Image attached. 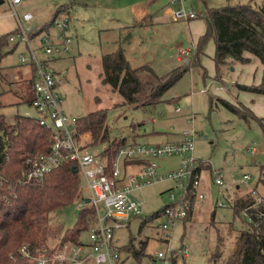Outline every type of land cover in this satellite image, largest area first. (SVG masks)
I'll use <instances>...</instances> for the list:
<instances>
[{"label": "rangeland", "instance_id": "374dc122", "mask_svg": "<svg viewBox=\"0 0 264 264\" xmlns=\"http://www.w3.org/2000/svg\"><path fill=\"white\" fill-rule=\"evenodd\" d=\"M24 2L23 8L32 10L35 15L27 22L28 25L43 17H53L63 5L70 10L67 34L72 37V42L69 50L64 54L49 55L55 58L51 62L52 66L66 72L60 89L68 113L81 117L92 110H107L106 125L109 137L94 144V150L101 151L109 144V140L120 137H126L127 142L144 143L164 141L163 133L166 131L179 134L184 129H190L198 134L194 141L193 154L198 162H204L203 167L210 174L208 180L206 179L208 186H204L209 196L195 204L194 212L190 216L178 220L170 227L167 236L160 225L165 217L162 214H153L172 201V191L179 197L182 190L170 179L135 188L132 195L142 202V211L138 215L130 214L125 219L128 225L117 227L115 233L120 244L128 243L131 237H135L136 245L140 240H148V243L146 255L141 260H136L137 262L131 259L129 263L155 264L151 259L152 255L167 247V236L170 238V246L180 251L179 264H226L235 248L240 230L247 222L242 213L235 216L231 206L216 205L218 188L211 176L212 169L222 171L228 180L239 179L248 172L251 179L247 184H242L241 188L258 184V188L264 192V94L239 86L259 83L264 65L255 58L248 62L230 59L223 63L217 72L213 58L214 38H210L199 52V31H204L206 27L204 13L208 7L237 2L262 3L264 0ZM165 6L172 9L182 6L193 8L198 15L190 19L174 20L164 9ZM6 10L9 11L8 5L3 2L0 4V26L3 27L9 25L11 18ZM50 30L56 31L52 22ZM13 46V43L4 46L0 54L1 65L16 67L10 75L12 82H0V113L4 114L9 122H13L18 113L37 114L36 108L26 101L32 97L33 89L29 86V67L19 63V55L24 46L20 44L11 50ZM119 47L125 50L129 63L134 67L147 63L159 74L179 64L189 66V69L156 104L137 106L125 103L123 96L115 91L112 85L103 81L101 72L102 55ZM183 47H190L192 51L183 54L182 60L178 61L179 50ZM217 97L232 102L242 101L253 109L260 119H245L233 113L219 102ZM177 105L181 106V111L176 110ZM252 146L256 147V151L251 153L248 148ZM176 160V156L161 158L159 169L164 171L168 163H175ZM208 164L211 167L207 169ZM234 188L232 186L230 190ZM83 194L88 195L85 182L82 183L79 196ZM101 205L103 207V204ZM80 211L73 201L51 213L48 225L49 246H56L67 229L77 226ZM94 221L93 219L86 229L82 230L81 239L89 240L88 228ZM218 239H221L222 254L218 261H214L210 259V254ZM187 245L190 251L185 255L182 249Z\"/></svg>", "mask_w": 264, "mask_h": 264}, {"label": "built area", "instance_id": "2783aa9c", "mask_svg": "<svg viewBox=\"0 0 264 264\" xmlns=\"http://www.w3.org/2000/svg\"><path fill=\"white\" fill-rule=\"evenodd\" d=\"M3 2L8 4L10 13L17 20V27L9 34L8 40L16 46L23 44L20 62L35 68L30 104L36 108L37 114L25 115L49 128L52 131V141L46 151L26 152L23 155L24 166L18 176L12 179L4 172L12 158L8 144H0V186L5 183L13 187L19 183L41 182L64 162H73L74 166H78L88 190V195L83 194L75 200L76 206L82 209L90 204L95 210L94 224L88 228V241L62 237L56 246L46 244L35 250L28 243H23L17 252L36 264H134L129 262L131 259L136 261V257L124 252L122 245L116 240L115 230L128 225L125 219L130 214L138 215L142 211V202L132 195L135 188L170 179L182 190L179 197L172 191V201L159 213L165 217L160 225L167 236L170 227L178 220H184L196 203L209 196L203 185L201 162L193 154L198 134L184 129L178 139L154 143L126 142L119 147L110 165L108 155L102 154L103 149L99 151L92 148L94 144L91 132H79L78 116L67 112L60 89L66 72L55 69L51 64L55 58L49 54L66 53L72 42V37L67 34L70 10L63 7L55 12L51 22L56 31L52 32L50 26L48 29L44 28L43 22L27 24L34 18V13L31 10H20L23 0ZM170 15L172 19L179 20L196 17L198 13L193 8L182 6L172 9ZM176 110L181 111V106L177 105ZM248 150L255 152L256 147H249ZM167 156H179V163L176 167L162 171L159 169V160ZM135 159L144 161L139 163L136 171L127 172L128 161L133 163L131 160ZM212 170L211 176L218 188L217 205L232 207L236 200H243L240 213L246 217L245 221L264 229V192L251 185L241 188L242 184H247L251 179V174L245 172L241 178L229 181L222 171L216 168ZM232 186L235 188L231 191ZM88 196L89 202L85 200ZM167 236V247L152 255L151 259L155 264H174L179 258L180 251L170 246V238ZM182 251L188 255L190 247L187 245ZM11 257H15L13 252Z\"/></svg>", "mask_w": 264, "mask_h": 264}, {"label": "trees", "instance_id": "16d2710c", "mask_svg": "<svg viewBox=\"0 0 264 264\" xmlns=\"http://www.w3.org/2000/svg\"><path fill=\"white\" fill-rule=\"evenodd\" d=\"M63 7L64 5L58 10ZM204 17L207 29L199 37L198 51H202L207 41L214 38L213 58L217 72L228 58L241 62L250 61L252 56L248 55L249 53L259 57L264 63V2H237L213 6L208 8ZM51 21L44 25V28L48 29ZM12 31L0 35V54L3 47L10 43L8 36ZM2 69L0 65V82L7 80ZM188 69L189 66L178 65L159 74L147 63L134 67L129 63L122 47L102 55L103 81L112 85L113 89L123 96L125 103L137 106L154 105L161 101L164 93ZM34 70L32 67L28 78L31 87L34 82ZM239 86L251 92L264 94V72L259 83ZM217 100L245 119L252 117L260 119L254 110L242 101L232 102L222 97H217ZM26 101L30 103L31 97ZM106 118V109L92 110L78 117V130L81 133L90 131L92 144H97L109 137ZM51 137L52 131L31 116L18 113L15 120L9 122L5 115L0 113V144H8L12 157L5 167V175L11 179L17 177L24 166L23 155L26 152L46 151L50 147ZM126 142V137L115 138L109 140V144L103 148L102 154L108 155L110 165L119 147ZM142 161L144 160H131L137 163ZM203 163L201 162L200 168H204ZM206 167L210 168L211 165L208 164ZM83 182V176L80 171L75 170L74 163L64 162L41 182L19 183L13 187L5 183L0 186V264H36L18 253V247L28 243L31 249L35 250L48 244L51 213L75 201L81 193ZM243 205V200H236L232 206L235 216L240 214ZM160 210L153 215L159 214ZM192 212L193 210L189 211L188 216ZM93 219L95 210L92 205L84 206L80 211L77 226L67 229L63 238L78 241L82 230L86 229ZM147 243L148 240H140L136 245L135 237H131L129 242L121 244V247L128 254H133L137 260H141L146 255ZM220 246L221 239H218L210 259L218 261L222 254ZM12 252L15 257H11ZM174 264H179L178 260ZM226 264H264V229L246 223L240 230L235 248Z\"/></svg>", "mask_w": 264, "mask_h": 264}, {"label": "crops", "instance_id": "0c3cea01", "mask_svg": "<svg viewBox=\"0 0 264 264\" xmlns=\"http://www.w3.org/2000/svg\"><path fill=\"white\" fill-rule=\"evenodd\" d=\"M3 2H0V4H2ZM24 4H25V2H24V0H23V2L21 3V5L19 6V8H20V10L21 11H23V10H30V9H28V8H23L24 7ZM6 5H8V4H6ZM209 8V7H208ZM8 9H9V6H8ZM164 9L170 14V12H171V10H172V8H170V7H167V6H165L164 7ZM208 10V9H207ZM206 10V11H207ZM32 11V10H31ZM6 12L9 14V16L11 17V18H9V25L7 26V27H3V26H0V35L1 34H4V33H7V32H10V31H12V30H14V29H16V27H17V20H16V18L10 13V11H7L6 10ZM33 12V11H32ZM35 16V15H34ZM51 18L52 17H50V18H48L47 19V17L46 18H42V19H40V20H38V21H36V22H32L31 23V25H36V24H38V23H42L43 22V24L44 25H46L49 21H51ZM50 26V24H48V27ZM50 28V27H49ZM204 28V27H203ZM206 29H207V21H206V27H205V29H204V31H203V29H199L200 31L199 32H201V34H200V36L206 31ZM199 36V37H200ZM15 46V47H14ZM14 46H13V48L11 49V50H14V49H16L18 46H16L15 44H14ZM125 51V50H124ZM188 51H192V48H190V47H187V48H185V47H183V48H180V50H179V54H178V56H177V60L178 61H181L182 60V56H183V54H185V53H187ZM195 51H196V48H195ZM126 54V53H125ZM248 55H250V56H252V58H255V59H258V60H260L259 59V57H257V56H255V55H253V54H248ZM230 59H233V58H228V60H230ZM261 61V60H260ZM20 64H22L21 62H19ZM260 63H262V65H264V63L261 61ZM1 65V64H0ZM23 65H25V64H23ZM180 65V64H179ZM2 67H3V69H2V71H3V73L4 74H7L6 75V77L8 76L9 78L7 79L9 82H12L13 80H11V78H10V75L12 74V72L13 71H15L16 70V67L15 66H3V65H1ZM25 66H27V67H29V73L31 74V71H32V67L31 66H28V65H25ZM4 68H5V70H4ZM65 71V70H64ZM263 72H264V69H263ZM256 76V75H255ZM262 77H263V73H262ZM262 77H259L260 79H258L259 81L258 82H260L261 81V79H262ZM260 94V93H259ZM255 112V111H254ZM177 135V136H176ZM163 136H165V140L164 141H166V140H172V139H178V138H180L181 137V134L179 133V134H175V133H172V132H168V131H166V132H164L163 133ZM161 141H163V140H161ZM156 142H160V141H156ZM154 143V142H153ZM168 157H170V156H167L166 158H168ZM177 157V160L175 161V163H168V166H167V168L164 170V171H166V170H169V169H171V168H173V167H176L177 165H178V163H179V156H176ZM164 158V157H163ZM161 159V158H160ZM140 162H133V163H128L127 164V166H126V171L127 172H132V171H136L138 168H139V166H140V164H139ZM160 164V163H159ZM134 167H137L136 169H134ZM208 169V168H207ZM205 169L203 168V170H202V174H203V185L204 186H208L206 183H207V181H206V179L207 178H209V176H210V174L205 170ZM204 172H206V173H204ZM227 179V178H226ZM208 180V179H207ZM228 180V179H227ZM233 180V178L231 179V180H229V181H232ZM206 181V182H205ZM263 183H264V180H263ZM252 186V185H251ZM255 187H257L258 188V184H256V186ZM259 189V188H258ZM259 190H261V189H259ZM216 205H217V202H216ZM195 209V208H194ZM194 209H193V212H194ZM116 240H117V242L119 243V237L116 235Z\"/></svg>", "mask_w": 264, "mask_h": 264}, {"label": "water", "instance_id": "95a60500", "mask_svg": "<svg viewBox=\"0 0 264 264\" xmlns=\"http://www.w3.org/2000/svg\"><path fill=\"white\" fill-rule=\"evenodd\" d=\"M0 2H3V0H0ZM75 170H76V171H79L78 166H75ZM85 200H86L87 202H89V201H90V197H89V196L86 197Z\"/></svg>", "mask_w": 264, "mask_h": 264}]
</instances>
